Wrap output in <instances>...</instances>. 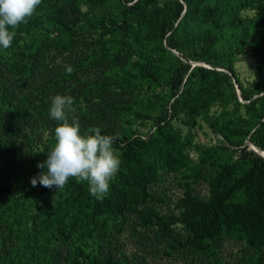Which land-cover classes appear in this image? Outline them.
I'll return each instance as SVG.
<instances>
[{
  "label": "trees",
  "instance_id": "1",
  "mask_svg": "<svg viewBox=\"0 0 264 264\" xmlns=\"http://www.w3.org/2000/svg\"><path fill=\"white\" fill-rule=\"evenodd\" d=\"M74 1L42 0L34 15L15 29L11 47L0 48V69L18 84L28 85L26 80L37 76L60 85L101 53L127 61L130 45L137 41L154 56L138 51L130 64L105 68L99 81H82L77 94L86 98L87 113L83 116L74 107L75 115L82 134L89 129L84 126L86 116L98 118L102 110L111 109L150 120L151 130L138 135L123 128L115 131L98 126L102 135L113 137L112 146L121 160L109 194L100 201L89 193L86 181L75 178L62 189L46 188L39 182L31 185V178L46 170L37 165L47 159L56 140L52 137L46 149L36 154L29 131L44 119L55 134L58 122L43 117L42 111L49 115L50 107L32 101L26 110H14L6 132L17 131L25 145L24 154H13L10 161L0 144V264H119L107 237L119 230L129 215L141 229L154 231L169 252L213 256L217 241L230 236L255 253L238 264H264V157L245 143L247 138L264 151V0H78L88 10L82 19ZM245 7L254 8L255 16L241 18L239 13ZM85 30L96 32L95 38L84 44L90 48L47 77L51 60L62 54L70 56L75 46L72 37L85 35ZM21 35L29 38L28 45L18 44ZM244 48L257 53L253 91L242 86L233 68ZM188 62L207 66L190 68ZM66 65L73 68L71 74ZM120 78L130 96L144 89L131 99L133 106L118 100L112 105L101 91L106 80ZM159 85L170 93L165 98L154 97V108L144 111L143 103L151 99L145 92ZM236 91L243 103L236 101ZM32 95L40 100L42 90H33ZM73 98L75 104L77 97ZM230 99L249 117L243 120L245 125L230 123L231 128L227 124L218 129L228 146L212 147V152L219 151L225 158L209 162L213 170L207 179V196L194 195L192 182L185 181L173 203L175 213L162 215L148 207L153 199L149 186L159 181L160 172L190 171L185 153L188 144L171 126L177 112L184 126L191 129L212 104L223 100L220 104L225 105ZM169 100V108L164 109ZM204 119L216 127L209 118ZM233 146L238 150L235 160L228 156L235 152ZM20 160L26 172H19ZM197 174L191 171L188 176ZM2 178L9 182L2 184ZM18 184L23 187L16 188ZM176 225L183 236L173 234Z\"/></svg>",
  "mask_w": 264,
  "mask_h": 264
},
{
  "label": "rangeland",
  "instance_id": "2",
  "mask_svg": "<svg viewBox=\"0 0 264 264\" xmlns=\"http://www.w3.org/2000/svg\"><path fill=\"white\" fill-rule=\"evenodd\" d=\"M63 1L70 2V0ZM74 3L77 5L79 12V15L77 13H74V15H78L80 19L85 18L88 15V10L85 5L78 0H75ZM255 13L256 10L254 8L245 7L239 13V16L241 18H251L255 16ZM70 15L71 12L68 16ZM50 29L51 27H47V30L50 31ZM84 34L85 35L76 34L72 37L75 40V46L70 56L62 54L55 60L50 59L52 62L47 65L48 69H50L47 77H52L55 69H61L64 63L72 62L73 58L78 59L81 54L90 48H86L84 44L92 41L96 36V32L91 33L85 30ZM17 40L18 44L23 45H28L30 42L26 35H21ZM130 48L131 51L127 54V61H122L121 58L101 53V55H97L87 63H84L80 69L76 70L70 78L66 79L60 85H52L48 79L43 77L39 80L38 78L40 77L37 76L35 80H31L30 78L27 79L26 83H28V85L25 84V82L18 84L0 69V144H3L7 156L10 158L9 160H12L11 156L13 154H18L19 152L24 154L23 149L25 145L24 138L21 137L17 131H13L9 134L6 132V128L11 122L14 110H26V108L30 106L31 101L35 102L38 106L50 107L51 100L55 95H71L72 97H77L73 107L78 108L80 113L85 116L87 113L85 110L86 98L77 94L79 90L82 89V81H99L100 78H103L102 71L105 68H110L112 65L116 64H130L137 58L136 53L138 51H141L146 56H154L151 51H148L137 41H133ZM172 52L174 55L178 56L175 51L172 50ZM236 58L233 68L237 78L246 90L253 91L255 86L252 74L257 60V53L252 48H244ZM188 63L190 64V68L193 66H207L202 62ZM124 70H128V68H124ZM186 76L183 78V81ZM120 79L112 81L106 80L101 87V91L105 99L112 105L115 100H118L133 106L131 99L140 96L144 92V89L135 91L134 96H130V93H127L122 87L125 80L122 78ZM131 85L135 87V84L132 83ZM104 86L105 88H103ZM33 90H42V99L35 100L32 95ZM225 90H227V88H225ZM236 92V101L243 103L238 95V91ZM145 93L150 96L151 99L149 102H144L142 107L144 111H149L155 106L154 97L160 98L159 96L161 95L165 98L170 92L159 85L154 86L152 92L146 91ZM170 102L169 100L168 103H166L164 109L169 108ZM221 102H223V100H219L217 103L212 104L205 115L206 118H209L211 123H215V128L208 125L204 116L198 117L196 126L191 129L184 126L180 112H177V116L172 119V129L177 131L180 134V138L188 144L185 153L189 161L190 171L188 173L187 171L183 173L160 172L159 181L149 186V192L153 199L146 204L157 213L162 215L175 213L173 203L181 195L182 186L185 181L192 182L191 185L194 195L200 198H205L207 196V179L212 174L213 170L209 162L214 158L219 160L223 157L225 158L219 151L212 152V147L221 144L228 146L222 135L218 133V129L220 126L227 124L229 128L235 125V123L237 125H245L243 120L249 117V114L245 113L242 106H235L232 99L226 101L225 105L220 104ZM42 114L43 117L44 115L49 117L46 110L44 112L42 111ZM85 119L87 122L84 126L89 128L106 126L115 131L119 128H123L138 135H144L151 130L150 120L134 118L127 110H102L100 117L88 119L86 116ZM230 123L232 124L231 126ZM51 127V124L46 123V120L43 119V123L38 124L29 131L31 135L28 138L32 140L31 148L36 154L45 150L49 141L55 136ZM8 140L12 143L11 145L8 143ZM245 140H247V138ZM252 149L257 155L264 157V152L254 147ZM231 150H235V152H230L228 156L235 160L238 150L234 146L231 147ZM23 158L25 157L22 156V159ZM21 160L19 161V172L23 173L26 172V166ZM191 171L193 173L197 172L198 174L194 176V178L190 177L188 174H190ZM7 182H9L8 179L2 178V184H6ZM21 187H23L22 184L16 185V188ZM173 234L175 236H183L184 232L179 225H176L173 229ZM107 239L110 248L113 250L114 257L119 261V264H238L255 256L253 250L246 249L242 241L230 236L221 237L217 241V249L213 256L204 257L187 251L169 252L166 243L157 238L154 231L141 229L133 215L127 217L119 230L110 232Z\"/></svg>",
  "mask_w": 264,
  "mask_h": 264
},
{
  "label": "clouds",
  "instance_id": "3",
  "mask_svg": "<svg viewBox=\"0 0 264 264\" xmlns=\"http://www.w3.org/2000/svg\"><path fill=\"white\" fill-rule=\"evenodd\" d=\"M42 0H0V48L8 49L21 24L31 18ZM67 73L73 68L66 65ZM71 95H55L51 100L49 118L58 122L54 147L37 167L46 169L31 178L33 187L62 189L70 178L86 181L89 193L103 201L110 184L119 171L121 160L113 148V137L102 135L99 127H91L83 134L79 117L75 115Z\"/></svg>",
  "mask_w": 264,
  "mask_h": 264
},
{
  "label": "water",
  "instance_id": "4",
  "mask_svg": "<svg viewBox=\"0 0 264 264\" xmlns=\"http://www.w3.org/2000/svg\"><path fill=\"white\" fill-rule=\"evenodd\" d=\"M245 143H246V145H247V148L250 149V150H252V151L254 152V150L252 149V146H254V145H252V143L249 142L248 140H245ZM254 147H255V146H254ZM255 153H256V152H255Z\"/></svg>",
  "mask_w": 264,
  "mask_h": 264
},
{
  "label": "bare ground",
  "instance_id": "5",
  "mask_svg": "<svg viewBox=\"0 0 264 264\" xmlns=\"http://www.w3.org/2000/svg\"><path fill=\"white\" fill-rule=\"evenodd\" d=\"M253 147H254V146H252V148H253ZM254 148H256V149H259V148H257V147H254ZM259 150H260L261 152H264V151H263V150H261V149H259ZM260 151H259V152H260ZM262 157H263V156H262Z\"/></svg>",
  "mask_w": 264,
  "mask_h": 264
}]
</instances>
